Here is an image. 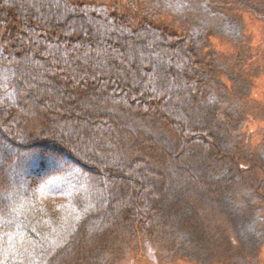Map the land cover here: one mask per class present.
Returning <instances> with one entry per match:
<instances>
[{"label": "trees", "instance_id": "trees-1", "mask_svg": "<svg viewBox=\"0 0 264 264\" xmlns=\"http://www.w3.org/2000/svg\"><path fill=\"white\" fill-rule=\"evenodd\" d=\"M147 1L152 6L140 9V13L143 11L147 16H141L144 18L139 22L136 20L139 17L133 14H139L137 6L135 9L134 6L127 8V13L114 9L112 14L99 3H77L65 7L66 14L61 16L55 11L60 8L59 0H0V25L7 15L19 19V16L30 14L33 23L30 29L39 34L37 39L26 38V31L15 29L11 32L15 48L7 58L0 59L11 73L9 87L16 93L19 91L18 97L22 100L27 99L26 95L31 97L38 92L41 96L38 105H43L40 116L43 113L56 116L52 127L50 124L49 131H46L47 139L40 136V140L48 141L51 147L57 149L48 153L52 158L50 161L55 164L56 159L66 153L64 158L71 160L77 168L80 166L98 177L96 179L93 175L90 180L92 175H89L85 180L83 174H79L80 168L76 173L73 169L60 170L53 165L48 166L47 160H43V151H39L33 157L38 156L42 162L37 159L36 164H28L34 177L32 180L25 179V167L20 165L23 160L10 155L8 159L13 162L10 161L7 167L0 166V218L5 219L3 214L10 209H19V212L25 207L29 211L45 209V212L51 213L56 209L59 214H72L74 208L81 209L80 205L85 204V193L90 192L93 185L102 190L98 205H92L93 213L81 209L82 216L74 225L53 221L43 230L39 223L24 221L23 215L16 216L20 220L15 221L17 226H13L12 230H9L12 227L9 222L0 223V264H65L76 251L83 256L85 244H90L101 230L108 234L116 232L115 236H118L126 232V227L137 241L138 249H143L142 253V239L147 234L154 256V251L168 249V244L178 246L181 243L187 247L197 246L196 249L202 251L200 253L208 255V251L203 252L209 250L204 239L199 241L194 236L191 240L188 238L179 242L167 236V228L186 224L181 229L178 227L182 234L189 230L191 224V220L183 216L192 200L185 193L182 197L176 189L168 186L170 182L184 180L186 186L182 183V188L187 187L186 192L190 189L193 196L210 194L215 197L222 194V198H227V202L232 204L231 209V204L223 207L216 201L213 205L209 203L210 210L214 208L235 217L238 228L231 227L228 222L224 239L229 241L228 244L244 246L246 252L250 251L245 255V264L253 263L254 250L259 242H264V165L260 163V160L264 161V154H259V148H252L249 138L243 133L245 125L254 118L242 115V121L234 123L226 115L231 111L244 114L250 106L253 115L264 117V102H257L254 97L257 90L255 82L263 77L264 69L245 91L237 95L234 91L228 92L227 82L209 76L213 75L211 69L217 65L220 76L228 79L227 68L235 71L231 60L220 58L225 55L218 54L211 56L214 57L212 61L208 60L210 56L202 58V52L208 49L204 41L200 54L194 50L195 46L188 45V34L196 27L190 22L193 19L187 13L190 9L187 10L186 3L201 5L203 20L200 25L197 24L200 28L207 15L225 21L231 14L228 9L237 13L239 9L236 11L235 7L228 5L232 4L231 0L225 4L223 12L215 9L223 7L224 1L223 5H217L215 0H174L172 5L178 3V12L173 11V6L172 10L162 12L163 0H142ZM138 2L140 0L133 3ZM108 11L111 13L109 16L106 15ZM156 17L158 24L149 20ZM42 21L44 26L39 25ZM196 53L199 58L195 57ZM216 55L221 60H217ZM41 57L44 59L39 61ZM235 59L245 65L242 55ZM239 70L240 74L244 73ZM65 83L77 92L86 83L87 87L82 91L86 92L84 101L74 95V89L70 90L72 94L65 93ZM96 86H101V91H95L98 89L94 88ZM233 87L236 90L235 81ZM45 89L49 90L48 93L41 94ZM49 92L56 98L49 96ZM66 96L73 98L68 103L69 107L64 105ZM63 107L66 113L80 115L70 120L73 130L57 126L66 124L64 113H61L65 112ZM58 109L62 111L58 112ZM94 116H98V120ZM17 117L20 119V116ZM218 120L219 126H215L214 122ZM261 121L264 124V119ZM223 125L230 130V134ZM172 132L183 147H178L174 139H170L168 134ZM203 137L207 140L204 143L213 148L210 161L204 159L192 144L198 139L203 140ZM165 141L170 149L163 145ZM35 142L37 138L27 144ZM261 145H264V136L261 137L260 148ZM249 153L253 154V158H249ZM256 159H259L258 164ZM19 170L22 171L16 173L15 178L10 177L11 171ZM245 176L258 178L250 184L244 182ZM18 195L23 197V202L17 201ZM68 197L72 199L68 209L61 210L56 204L47 205ZM168 198L175 199L173 206L165 204ZM118 218L126 226L121 225L113 231L111 229L116 227ZM160 223L165 226H162L165 237L159 238ZM198 223L199 232L203 233L206 224ZM66 233L68 236L64 238ZM257 234L261 238H257ZM58 242L61 247L56 248Z\"/></svg>", "mask_w": 264, "mask_h": 264}, {"label": "rangeland", "instance_id": "rangeland-1", "mask_svg": "<svg viewBox=\"0 0 264 264\" xmlns=\"http://www.w3.org/2000/svg\"><path fill=\"white\" fill-rule=\"evenodd\" d=\"M59 1H60L59 4H61L60 8L58 9L56 7L54 8H56L55 11H58V13L61 16L66 14L64 11L65 7L70 6V5H75L77 3L78 4L99 3L100 5L105 6L112 14H113L114 9H119L120 11H124L125 13H127L126 11L127 8L129 7L131 8L134 6V9H135L138 7L137 9H138L139 14L138 13H133V14L135 15V17H139L136 19L139 22L140 20L142 21V19L144 18V17L141 18V16H147V14H144L143 11L142 13H140V9L146 10V9H150V7L152 6L150 2L148 1L142 2V0H140V2L138 3H133L135 0H59ZM173 1L174 0H163V5H162L163 8H161V11L167 12V11L172 10ZM215 1L217 5H223L222 0H215ZM228 2H230V0H228ZM228 2L224 1V5ZM231 2L232 4H228L230 5V7L232 8L235 7L236 11L237 9H239L237 13L231 12V11H234V9H228L229 12L231 13L230 16L235 17V19L240 22L239 27L236 26V24H234V22L232 21V20L235 21L234 18L228 19V20L226 19L225 21H222L218 17L211 18L210 15H207L204 19L205 22H203V26L199 28V26L197 27V24L199 23L200 25V22L203 20L202 19L203 9L201 5L187 2L186 3L188 5L187 10L190 9V12H187V13H189L190 18L193 19V20H190V22H192L191 24L193 25V27H196V28L191 27L193 28V31L189 33L190 35L188 34L187 41H188L189 46H192V47L195 46L196 49L194 50L197 51L199 54H200V50H202L201 49L202 44L206 42L208 49H205L204 52H202L201 54L202 58H206V57H209L215 54H218L220 56H223V55L226 56V52L229 53L228 59L231 60L230 64L233 65L235 69V71L234 70L232 71V70H228L229 68H227V73L229 75V78L226 79V77L223 78L220 76V73L218 72L220 69H216L218 67L215 63L214 65L216 66L213 69H211V72L209 71L213 75H209V76H211L210 77L211 79L215 78V79H219L220 81H223L224 83L227 82V84L225 85L227 86L228 92L230 91L232 93L234 91L237 95H239V93H242L243 91L246 90L245 88H248L247 85H249L252 81L257 79L255 77H258L260 74V71L262 72V70L264 69V0H231ZM173 7H174L173 8L174 12L180 11L178 9V3L176 4V6H173ZM215 10H218L219 12H223L224 9L223 7H219V9L216 8ZM109 11L106 13V15L108 14L111 15ZM11 16L12 15H7V18L4 17L5 20L1 21L2 24L0 25V59H2V57L4 59L7 58V56L11 54V51H13V49L15 48L14 45L12 44L13 43L12 41L14 40L12 39L11 32H13V30L18 29L19 32L26 31V34H27L26 38L39 36V34L37 35V33L34 32L33 29H30L31 25L33 26L32 17H29L30 14L22 16V17L19 16V19L17 18V16H13V17ZM177 17H179V15H177ZM149 20L154 21V23L159 21L157 17L155 19L149 18ZM34 22L37 23L38 21L34 20ZM44 24L45 23L43 21L39 23V25L41 26H44ZM204 24L206 26H204ZM164 27H167V26L164 25ZM166 31L170 32V30H166ZM37 39H39V37H37ZM56 39L58 40L57 37ZM49 40L50 39H48V41ZM231 45L233 46V48ZM198 53L194 55L195 57L199 58L200 55H198ZM15 54L18 55V52L15 51ZM22 54L24 56V53ZM239 55H242L244 58L243 59V63H245L244 66H242L240 62H237V59H235ZM14 56L15 55H13V57ZM34 56L38 57L36 55ZM43 59L44 58L41 57L39 61H42ZM6 62H9V61L7 60ZM239 68L242 71H244V73L240 74ZM7 69L8 68L5 65H2V62H0V126L3 125V127H0V141H1L0 142V166L7 167L8 164H10V161H12V159H8V157L10 155L17 156L21 159V161L23 160L20 164L21 166H23L22 168L24 167L26 168V169L24 168L25 170L23 173L24 178L25 179L29 178L30 180H32L34 176L30 174L28 164H36L37 159L39 162H42L41 158H38V156L37 158H34L33 156H36V152L43 151L44 153L43 160H47L48 166L53 165L54 167L59 168L60 170L61 169L63 170L73 169V171H75L76 173H78L79 168H80L79 174H83L84 179L86 180V178L92 174L88 173L86 170L82 169L80 166L79 168H77V166L74 163H72L71 160L64 158V155L67 156L66 153L62 157L60 156L59 159L57 158L55 164L52 161H50L52 160V158L48 156V153L52 150H57V149H55L54 147H51L47 143L48 141L40 140L41 138L40 136H42L43 138L46 137L47 139L48 135L46 131H49L47 129L49 128V125L53 123L52 121L55 120L56 116L52 114H48V113H43L42 117L40 116L39 113L42 111L43 105L42 106L38 105L39 102L41 101L40 100L41 96L39 95L38 92L34 93L31 97H29V95H26L25 97L27 99L23 98L22 100L20 97H18L19 91L16 93L11 87H9V83H11V79H10L11 73ZM92 71L95 72L97 70H92ZM262 75L263 77L260 76V78H258L257 81L255 82L257 86V90L255 91L256 94L254 95V97L257 102L263 103L264 102V73H262ZM234 81L237 85V88H236L237 91L233 87ZM65 84H66L64 88L66 91L65 93L72 94L70 93V90L72 91V89L74 88L72 87L69 88L67 86V83ZM26 85L28 84L26 83ZM85 85L86 83L82 84L78 92L76 89H74L75 91L74 95L77 96L78 98H81V100L85 98L84 93L86 92H82L84 91L83 89L84 88L86 89L87 87ZM94 88L95 89L98 88L97 90H95L97 92L101 91V86H96ZM48 91H49L48 89H45L44 91H41V94H44V93L46 94V92L48 93ZM48 95L52 96V98L54 99L56 98L53 95H51L50 92ZM71 99L73 98H71L70 96L64 97V100H65L64 105L69 107L68 103L71 102ZM251 100L255 102V100L253 99ZM231 101L233 102V100L230 98V102ZM21 103L22 104L24 103V105L21 106ZM105 104L108 105L109 103L105 101ZM249 108L250 109L247 110L244 114L235 113L231 111L226 116H230L232 118L231 120H233L234 123L238 122V120L242 121L243 119L242 115L252 116L250 118H254V119H252L245 125L243 133H245L246 136L249 138L250 146L256 149L259 148L258 149L259 154H264V145L263 146L261 145V148H260V140H261V137L264 136V124L261 120L264 119V117H261L260 114L253 115L251 111L252 108L250 106ZM46 109H49V107ZM62 110L65 111L61 113H64L63 119H66L65 121L66 124L65 125L57 124V126L62 127L63 130H67V129L73 130V127L70 124V120H73L75 117L79 118L80 115L73 114V113H66L67 110L64 107L62 108ZM62 110L58 109V112ZM102 115L104 116V114ZM15 116L16 117L20 116V119L18 117L16 118ZM94 118L98 120V116H94ZM43 120L46 122H44ZM100 121L102 122L101 119ZM219 123H220V120H218L217 122H214V125L219 126ZM223 126L225 127V125ZM51 127H52V124H51ZM98 127H100V124L96 127V129ZM9 129L11 131H9ZM225 129L227 130V133L230 134V130H228L227 127H225ZM241 129H243L242 126H241ZM227 133H226V136H227ZM14 134L20 135L21 137L17 138L14 136ZM168 135L170 139L172 138L174 139L178 147L180 148L183 147V145L179 143L178 139L175 137V134L173 132L172 134H168ZM35 138H37V142L32 144L34 146L32 148L31 147L32 145H29L27 143H30ZM157 139L158 138H155V140ZM205 141H207L205 138L203 140L198 139V141L192 142V144H194V146L193 145L192 146L202 153V155L205 157L204 159H206L207 161L208 160L210 161L213 157V153H212L213 148H211V146L208 143L207 144L204 143ZM196 142H199V143L195 144ZM12 144H14V147H10V145ZM167 144H168L167 141L163 143V145H167ZM168 146L169 145H167V147ZM28 147H30V150H28ZM34 148L36 149L32 150ZM168 149H170V147H168ZM50 155L52 156V154ZM248 156L250 159L253 158V154L251 153H249ZM257 160L259 159H256V162ZM260 161H261L260 163L264 165V161L262 160ZM35 167H38V166L35 165ZM21 171L20 170L18 172L11 171L10 177L15 178V174L16 173L19 174L21 173ZM70 175L72 174H69V176ZM93 175L95 176V174ZM93 175L89 177L90 180L93 179ZM95 178L98 179L97 176H95ZM257 178H258L257 176H250V177H247L244 180V182L251 184L252 182H255ZM185 181L186 180L181 181V182L173 181V182H170L168 186L170 188L176 189L180 193V195H182V197L184 196V193H185V196H188L190 200H192V203L189 206H187L186 215L183 216V218L186 217L187 220L188 219L191 220V224H189L190 226H188L189 230H186L187 232H184V233L182 232V234L180 230H178V227L179 229H181V227L185 226L186 224H183V225L179 224V226L177 225L178 227L171 228V229L167 228L169 230V233L167 232L168 233L167 236H170L173 241L179 240V242L185 239H188V238L191 240L194 238V236L195 237L197 236L199 241L204 239L206 240V246H207L206 248H209V250L207 249L206 251H203V252L205 253L208 251L209 252L208 255L207 253L206 254L200 253L202 251H199V249H196L197 246L187 247V245H181L182 244L181 243L178 246H171L172 244H168L167 245L168 249L166 248L165 249L163 248L162 250L158 249L159 251H154L156 253V256H154V253L151 251L152 249H150V246H149V243H151V241L148 238L149 236L147 234L144 235L142 239V244L144 246V253H145L144 254L142 253L143 249L141 250L138 249L137 241L133 238V236L131 237V234L130 232H128L127 227H126V232L120 233L118 236H115L116 232L114 233L110 232L109 234L105 232L106 233L105 234L103 232L104 229L103 231L101 230V232L98 233L99 234L98 237L96 236L97 238L95 237L90 244H85V247L82 249L84 253L83 255L84 257L79 256L80 254L77 253L76 251L73 256L71 255L69 257V261L65 262V264L66 263L68 264H102V263L103 264H245V258H246L245 255L249 254L250 251L246 252L245 247L244 246L241 247L238 243H234V245L228 244L229 241L227 239H224V236H225L224 233H225V230L227 231V227H228L227 223L229 222V225H231V227L237 229L238 226L235 223V221L237 220L235 219V217L233 218L229 216L228 213L225 214L224 211L221 212L220 210L218 211L214 208L210 210L211 208L210 204H212L214 201H216L218 205H223V207L225 206L229 207L231 203L227 202L226 200L227 198L223 199L222 194L215 196L216 198L214 197V195H210V194L209 196H205V197L193 196L190 193V189L186 192L187 187H185V189L182 188V185L185 183ZM191 184L193 185L194 183L191 182ZM263 184H264V181H263ZM184 186H186V183L184 184ZM77 188L79 187L77 186ZM167 189L168 191L170 190L169 188ZM101 191L99 190V188L97 190V188H95V186L93 185L92 190H90V192L85 193L84 199L86 200L85 202L86 205L83 202L80 205V208L85 209L84 211L91 214L89 211L92 212L91 210L93 207L92 205H96V204L98 205ZM12 192L13 191H11L10 193ZM94 196L96 197L97 200L93 199ZM8 199L11 200L9 196H8ZM16 199L19 203H21V201L23 202V197L19 195L18 197L16 196ZM174 201H175L174 198H170V199L168 198L165 200V204H169L173 206ZM230 207L232 209L233 207L232 204ZM97 208H99V206H97ZM81 209H78V207L74 208V213L72 214H67V212H62L59 214L58 212H56L58 211L56 209L52 211L51 213L50 211L45 212V209H43L40 212L35 211V210L29 211L26 207H25V210L19 211V212H18L19 209L18 210L16 209L17 211L16 210L13 211L10 209L8 210V212H5L3 214L5 219H3L2 217L0 218V223L6 222L8 224L9 222L10 223L9 225L12 226L9 228V230H12L13 226H17V223L15 221L20 220V219H17L18 217L16 216L18 215L19 217H21V215H23V217L25 218V219L23 218L24 221L28 222L31 220L32 223H37V224L39 223L41 225L40 226L41 229L46 230V228L48 227L47 224L50 222L52 223L53 221L55 223L65 222V224L68 223L67 225L76 224L77 219L78 218L80 219L82 216ZM180 212L181 210L178 209L177 213L180 214ZM240 218H242V216ZM118 220L119 221L118 222L116 221V222L119 224L117 225V223L115 222L116 227H114V229H111V230L113 231L117 230L120 228L121 225L123 227L126 226L125 222L123 224V222H121L119 218ZM199 221H201V223L203 222L206 224L205 229H203V233L199 232L200 227L197 226L199 224L198 223ZM158 226H159L158 227V233H159L158 237L159 238L162 236L165 237V232H163V227L165 226L161 225V223ZM251 227H254V225H251ZM64 236H65L64 238H66L68 234L66 233ZM256 237L261 238L259 237V234H257ZM227 238H229V235H227ZM224 243H227V244H224ZM58 244L59 242L57 243L56 248L61 247V245L60 244L58 245ZM62 244H64L63 241H62ZM192 248H195V249H192ZM139 250L141 253H139ZM253 257H254V260L252 264H264V242L258 243V247L254 250Z\"/></svg>", "mask_w": 264, "mask_h": 264}, {"label": "bare ground", "instance_id": "bare-ground-1", "mask_svg": "<svg viewBox=\"0 0 264 264\" xmlns=\"http://www.w3.org/2000/svg\"><path fill=\"white\" fill-rule=\"evenodd\" d=\"M222 1H225V2H228V0H222ZM225 7V5H223V8ZM228 19H233V17H231V16H228L227 17V20ZM235 19V18H234ZM233 22H234V24H236V26H240L239 24H240V22L238 21V20H236L235 19V21L234 20H232ZM242 29V28H241ZM232 46V45H231ZM230 46V47H231ZM232 48H233V46H232ZM234 51V50H233ZM228 55H229V53H227L226 52V56H223V57H220V58H224V59H226V60H228ZM216 57H217V55H216ZM219 57H217V60H221ZM214 59V57H209L208 58V60H210V61H212ZM225 61V60H224ZM251 75V74H250ZM72 201V199H70L69 197L68 198H64V199H59V200H56L54 203H51L50 205L49 204H47L48 206H52V205H54V204H56V205H59L58 207H60L61 209H68L67 207H68V204H69V202H71ZM46 208H47V206H46Z\"/></svg>", "mask_w": 264, "mask_h": 264}]
</instances>
